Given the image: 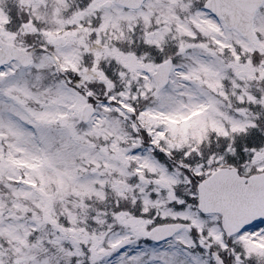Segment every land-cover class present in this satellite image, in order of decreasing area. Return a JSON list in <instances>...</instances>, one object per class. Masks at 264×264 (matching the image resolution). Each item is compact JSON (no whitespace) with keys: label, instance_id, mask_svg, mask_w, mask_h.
<instances>
[{"label":"snow or ice","instance_id":"6c2138e0","mask_svg":"<svg viewBox=\"0 0 264 264\" xmlns=\"http://www.w3.org/2000/svg\"><path fill=\"white\" fill-rule=\"evenodd\" d=\"M0 264H264V0H0Z\"/></svg>","mask_w":264,"mask_h":264}]
</instances>
